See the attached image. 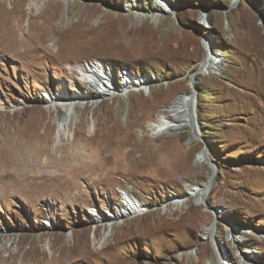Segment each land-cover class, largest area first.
Returning a JSON list of instances; mask_svg holds the SVG:
<instances>
[{
	"label": "rangeland",
	"instance_id": "374dc122",
	"mask_svg": "<svg viewBox=\"0 0 264 264\" xmlns=\"http://www.w3.org/2000/svg\"><path fill=\"white\" fill-rule=\"evenodd\" d=\"M67 1L29 10L30 0H0V153L16 132L36 133L39 141L49 132L41 160L85 147L103 150L109 170H129L122 155L147 154L168 174L144 175L132 165L123 176H93L73 188L1 179L0 264H264V0ZM168 4L176 12L165 11ZM2 8L8 15L22 9L20 48ZM132 27L139 34L121 38ZM143 28L163 39L171 33V48L146 46ZM117 32L121 42L112 43ZM28 33L42 38L46 56L33 52ZM185 40H192L189 50L177 51ZM205 44L218 63L211 70L201 66ZM93 62L102 63L114 91L95 105L96 88L77 68ZM148 77L154 79L148 98L143 90L115 94L126 80ZM60 92L86 100L66 125L64 112L46 103ZM187 93L197 136L191 139L188 129L150 133L147 123L164 103ZM212 166L209 195L197 198ZM176 200L186 203L177 208ZM130 202L143 212L128 215ZM191 213L198 222H189ZM102 215L121 217L105 225ZM95 235L105 241L101 248Z\"/></svg>",
	"mask_w": 264,
	"mask_h": 264
},
{
	"label": "bare ground",
	"instance_id": "6f19581e",
	"mask_svg": "<svg viewBox=\"0 0 264 264\" xmlns=\"http://www.w3.org/2000/svg\"><path fill=\"white\" fill-rule=\"evenodd\" d=\"M43 1H50V0H30L29 5H28V9L31 10L33 8H37V6L41 5V3H43ZM69 1L70 0H68L67 3ZM232 3H233V5L236 3H239V0H233ZM21 10H20V8L10 9L9 15H8V12H7L8 10L6 11L4 8H2V12H4L6 15H8L11 19V29H12L11 35L13 37H16V35H17L18 31L20 30L21 25L23 23V16H22L23 12ZM164 10L167 12H171V13L176 12L175 11L176 9L173 7V5H170V4L166 5V7H164ZM138 30L139 29L124 30L122 33L123 37H121V38H124L125 35L128 36L132 32H138V34H139ZM143 31L147 32L146 36L148 35L147 37H145V39L146 38L147 39L144 43L146 46H149L151 48L152 47L156 48V46H158V44H160V42H161V43H163L161 49H164V50L170 49L171 48L170 44L175 39L171 33H170V36L168 38L166 37L163 39V38L158 37L159 35L157 36V34H155V33L152 34L151 32H149L148 29L143 28ZM120 32H122V31L120 30ZM140 33H141V31H140ZM148 33H151V34H148ZM118 36H119L118 32H117V34L113 35V38L114 37L115 38L112 40V43H113V41L119 42V43L121 42L120 38ZM34 38H35V40H34ZM27 39H28L27 41H30V42H33V40L35 41L33 43L34 48H35L33 50V52L34 51L40 52L42 54H45V56L47 55L46 49H44V46H43L44 41L42 40V38L39 41H36L37 38L35 36H33L32 34L28 33ZM137 40H139V39L136 38V43L133 42L134 43L133 46H135V47H139V44H138L139 41H137ZM170 40H172V41H170ZM181 40H183V39H181ZM16 41H17L16 43L18 44V48H20V46H22V45H25V41L23 39L18 40V38H17ZM191 43H192V40L181 41V43L178 44V46H177V51H179V50L181 52H182V50L184 51ZM206 44H208V43H206ZM206 44H205V46L207 49V58H205V60L203 62H201V66L203 69L211 70V69H214V68H212V65H217L218 63L214 61L216 58L212 54L211 49L208 48ZM187 50H189V49H186V52H187ZM22 54L25 55L26 52H24ZM77 68L80 72H82V75H83L84 79L86 80V82L91 84L93 87L96 88V92H94V94L92 95V99H91V102L93 103V105L97 104L100 101V99L112 96L114 94L113 93L114 91L112 88H110V83L108 81L110 76L106 71H105V73L102 72V63L101 62H93V63L89 64L88 66H78ZM153 81H154V79L152 77H148V78L143 79V80H134L132 78V80L130 81L128 79V80H126V82L123 84L122 87H120L119 89H117L115 91V94L116 93L127 94L131 91L143 90L145 93L144 95L148 98V94H150V93H147V89H150V87L153 84ZM193 96H190V93H187L186 95H179L171 103L170 102L164 103V105L161 107L160 111H157V115H154L153 119H150L148 121V123H147L148 131L150 133H153V134H158V133L162 132L163 130H176L177 131V130H181V129H188L191 132V136H192L191 139L195 138L197 136V130L198 129H197V126L195 123L196 120H195L194 114H193V108L195 105ZM146 97H144V99ZM84 101H86V100L79 99V98H77V99L70 98L67 95V93L65 94L63 92H60L57 95H54V94L50 95L48 97L46 103L51 108L55 107L57 110L64 112V114H65L64 123L66 125L68 123L69 119L73 116V111L78 112L79 107L81 106V104L84 103ZM146 101H148V99L144 100L143 103L141 104L142 105L141 106L142 114H143V110L145 111V109H147L146 108ZM0 109H3V106L1 105V103H0ZM169 115L171 117V121H168ZM23 132L24 131H22V133ZM17 134L18 133L16 132V138H14L13 141L10 140V142L8 143V146L6 145L7 146V148L5 149L6 154L0 153V180L1 179L2 180H4V179L8 180L6 178H9L10 180L16 179L19 181H28L30 178H34L37 180L41 179L42 182L45 181V183H48V185H50L49 184L50 182H55V183L59 182L61 184L67 183V184L71 185V188H73V185H76V183H78V181H81V180L90 181L93 178V176H101V175H108L109 176V175H115V174H118V175L120 174L121 176H123L122 174H125L127 171H129V172L133 171L132 165L137 167L136 172L143 173L144 175H148V174L151 175L152 174V175H158V176L162 177V176L168 174L167 169L156 168V163H154L152 161V159L150 158V156L147 154L142 155V157L140 159L135 158L130 154L122 155L120 158V159H122L121 163H123L125 166H127L129 168V170H127V171L122 170V172H120V169L109 170V168H112V165H110L111 160H108V159L107 160H101V156L103 155V150L94 152L92 150L93 148L88 149L85 147H81L80 150L79 149L74 150L71 153H68V155L65 154L63 157H60V159L49 160L46 158L45 160L43 159L44 160L43 161V160H41V158L45 155V151L47 150V146L51 140L49 137H47V136H49V132L45 133L47 135L39 136L41 138V141H39V139L36 138V136H35L36 133H33V134L28 133V136H26V133H24L22 135H19V137ZM33 136H35V137H33ZM60 137L61 136H59V138ZM113 137L116 138V137H118V135L116 134V136H113ZM59 138H57V139L59 140ZM33 141H36L38 144L35 145V143H33ZM60 141H61V139H60ZM87 151L89 152V154ZM90 153H91V155H90ZM9 155L11 157L14 156L15 159H11L9 157ZM200 157L205 159L206 154L204 152H201ZM166 160L167 161L166 162L164 161V162L166 164L169 163V165L173 167V166L177 165L179 158H178L176 163H174L172 161H168V159H166ZM119 161L120 160L116 159L115 164H117ZM38 167H40V168H38ZM38 169H39V174H40L39 176L37 175ZM215 174H216V170L212 166V172L208 177L206 185L203 188H201L198 192L194 193V195L197 198H203V199L207 198V196L209 195V192L211 190L212 184L214 182ZM102 177H104V176H102ZM46 189H47V187H46ZM6 190H7V187L4 189V191H6ZM8 193H9V190H8ZM80 197H82V195ZM78 198H79V196H78ZM185 203H186V201H182V200L181 201L176 200V201L172 202L173 206L177 207V208L184 206ZM129 205H131V206H130V208H128V215L134 214L135 213L134 209L137 211L135 213L136 215H139L143 212V210L140 208L139 205H136L132 202H130ZM120 217L121 216H116V217L114 216L113 217L110 215V218L108 219L106 216L102 215L101 220H102L103 224L105 223V225H107V224H111L113 220L118 221V219H120ZM189 217H190L189 218L190 223L198 222V219L194 213H191L189 215ZM214 233H215L214 227H210L207 230V235H209L210 237H212L214 235ZM104 237H106V234ZM94 243L96 246L101 248L105 244V241L97 238L95 235ZM219 248H221V247L219 246Z\"/></svg>",
	"mask_w": 264,
	"mask_h": 264
},
{
	"label": "water",
	"instance_id": "95a60500",
	"mask_svg": "<svg viewBox=\"0 0 264 264\" xmlns=\"http://www.w3.org/2000/svg\"><path fill=\"white\" fill-rule=\"evenodd\" d=\"M192 83H193V85H192V86H193V89L196 90V89H195V86H194V83H195L194 76H192ZM193 95H194V97H195V92H193Z\"/></svg>",
	"mask_w": 264,
	"mask_h": 264
},
{
	"label": "trees",
	"instance_id": "16d2710c",
	"mask_svg": "<svg viewBox=\"0 0 264 264\" xmlns=\"http://www.w3.org/2000/svg\"><path fill=\"white\" fill-rule=\"evenodd\" d=\"M119 73L122 72L121 70L118 71Z\"/></svg>",
	"mask_w": 264,
	"mask_h": 264
}]
</instances>
